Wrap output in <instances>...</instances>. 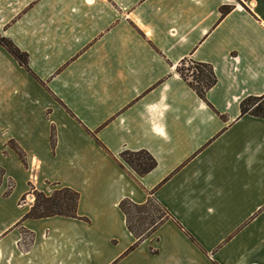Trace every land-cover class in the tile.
<instances>
[{
    "label": "crops",
    "instance_id": "0c3cea01",
    "mask_svg": "<svg viewBox=\"0 0 264 264\" xmlns=\"http://www.w3.org/2000/svg\"><path fill=\"white\" fill-rule=\"evenodd\" d=\"M9 2L32 72L18 63L0 95V264H264V118L241 112L264 95V0ZM188 59L215 70L207 100ZM125 150L158 165L139 176ZM56 182L80 192V218H25L31 183ZM151 196L172 218L125 254L120 202Z\"/></svg>",
    "mask_w": 264,
    "mask_h": 264
},
{
    "label": "trees",
    "instance_id": "16d2710c",
    "mask_svg": "<svg viewBox=\"0 0 264 264\" xmlns=\"http://www.w3.org/2000/svg\"><path fill=\"white\" fill-rule=\"evenodd\" d=\"M244 4V0H238ZM249 1V0H246ZM233 9L232 6L221 8L223 15H226ZM0 43L15 57V59L30 72L32 71L29 65V55L22 51L10 38L3 37L0 33ZM191 61L195 64V69L192 70L193 80L188 78V74L183 68L179 67V73L184 80L198 93V95L207 100V92L217 84L218 78L211 64ZM242 115L251 114L255 117L264 118V95L261 97L251 96L244 99L241 103ZM54 144V136H53ZM15 150L25 165H27L26 153L18 142L14 139L8 144ZM120 164L124 167L125 164L130 166L139 176H145L154 170L158 162L155 157L147 150L131 151L125 150L121 153ZM2 175L5 174L4 169L0 167ZM57 188L47 194L42 191H35V201L26 214L25 218H47L52 216H66L72 218H80L78 207L81 198L80 192L77 190L55 183ZM120 208L126 216L127 227L136 238L135 243L128 249L125 254L135 250L143 241L151 238L155 232L168 220L172 218L169 210L155 197L151 196L142 204L136 203L130 199H124L120 202Z\"/></svg>",
    "mask_w": 264,
    "mask_h": 264
},
{
    "label": "rangeland",
    "instance_id": "374dc122",
    "mask_svg": "<svg viewBox=\"0 0 264 264\" xmlns=\"http://www.w3.org/2000/svg\"><path fill=\"white\" fill-rule=\"evenodd\" d=\"M244 4H246L249 1L244 0ZM237 2H239L237 0ZM240 3V2H239ZM242 4V3H241ZM17 10L16 7H13L11 5V3L9 2V0H0V33L3 37H7L10 38L12 40L11 37H9V34L7 32V30L10 29L11 26L14 25V23L16 22L15 19H13L14 17V12ZM13 42H15L13 40ZM15 44L18 46V44L15 42ZM19 47V46H18ZM20 48V47H19ZM21 49V48H20ZM22 51H24L23 49H21ZM26 52V51H24ZM29 55V65H30V54L28 52H26ZM18 61L15 59V57L13 55H11V53H9V51L0 43V95H4V92L6 90H8V88L11 87H16L17 88V84H15V82L19 81L20 77V67L18 65ZM20 64V63H19ZM21 65V64H20ZM22 66V65H21ZM24 67V66H22ZM25 68V67H24ZM31 68V66H30ZM181 68L184 69V71L188 74V78L190 80H193L192 77V70L195 69V64H193L191 61L186 62L185 64L181 65ZM27 69V68H25ZM28 70V69H27ZM32 70V69H31ZM29 71V70H28ZM30 72V71H29ZM32 72V71H31ZM18 89V88H17ZM6 130H0V146L3 144L4 142V138H7L6 135L7 133L5 132ZM12 132H14L12 130ZM12 140V139H11ZM15 140V139H14ZM9 144V143H8ZM19 144V143H18ZM7 148L10 150H13L9 145ZM23 149V148H22ZM15 153H17L15 150H13ZM25 152V151H24ZM26 153V152H25ZM18 154V153H17ZM19 156V155H18ZM20 158V156H19ZM21 159V158H20ZM22 160V159H21ZM26 160H27V167L29 168V162H28V158H27V154H26ZM23 162V161H22ZM24 163V162H23ZM4 169V168H3ZM4 172L6 174V171L4 169ZM4 175H2V173L0 172V184L1 181L4 178ZM35 180L37 179L36 177L34 178ZM57 183V182H56ZM52 187H48L49 190H47V194H51L52 191L57 188V186L55 185V183L52 184ZM15 186V181L11 180L10 181V185L9 188L7 190V194H9V192H11V190H13ZM56 186V187H55ZM36 187L35 185H33L31 183V187H30V192L29 195L31 198L34 199L35 201V190ZM37 190V189H36ZM39 191V190H38ZM29 197L27 195H25L22 198V201H26L28 200ZM33 205V204H32ZM32 207V206H31Z\"/></svg>",
    "mask_w": 264,
    "mask_h": 264
}]
</instances>
